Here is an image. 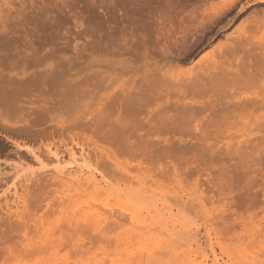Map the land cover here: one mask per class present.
<instances>
[{
	"label": "rangeland",
	"instance_id": "rangeland-1",
	"mask_svg": "<svg viewBox=\"0 0 264 264\" xmlns=\"http://www.w3.org/2000/svg\"><path fill=\"white\" fill-rule=\"evenodd\" d=\"M177 102L195 107L178 131L162 123L183 118ZM54 162L104 192L59 181ZM171 228L162 264H264V0H0V264L24 234L31 251L49 236L43 252L82 243L112 264Z\"/></svg>",
	"mask_w": 264,
	"mask_h": 264
},
{
	"label": "bare ground",
	"instance_id": "bare-ground-1",
	"mask_svg": "<svg viewBox=\"0 0 264 264\" xmlns=\"http://www.w3.org/2000/svg\"><path fill=\"white\" fill-rule=\"evenodd\" d=\"M231 48V47H230ZM231 51H229V49L227 50V53L228 52H232V51H235L233 48L232 49H230ZM205 58L206 57H201L199 60H197L195 63H194V65L193 66H191L190 68H188V70H187V72H188V75H189V72L191 71V69L194 67V66H196L198 63H201L202 61H204L205 60ZM213 63V62H212ZM206 65H207V63H206ZM210 66H208L207 65V67L205 66V68H202L201 70H200V74L203 76H206L207 75V77H209L208 79L210 80L211 78H210V76H208V73L210 74V72L212 73V75L213 76H217V74L219 73H215L213 70L215 69V66H216V68H217V65H215V63L214 64H212L211 65V63L209 64ZM213 71V72H212ZM208 72V73H207ZM186 72H184V75L187 77L188 75L187 74H185ZM207 73V74H206ZM213 73H215V74H213ZM184 75H183V78H184ZM195 75V74H194ZM200 75V76H201ZM191 76V75H190ZM193 76V75H192ZM191 76V78H193L194 77V79L193 80H191V82H190V78H189V82H188V80H185V79H187L186 77L184 78V80H185V84H187L186 82H188V85H184V87L185 86H187V87H189L190 89H195L196 88V86H197V88H200V89H202L203 87H199L198 85H200L199 83H201V82H199V80H197V79H199V77H197L198 76V73H197V75H195V76H193L192 77ZM203 76V77H204ZM213 76H212V79H213ZM215 76V80L216 79H218V76L216 77ZM172 77V76H171ZM195 77H197V79L195 78ZM206 77V78H207ZM173 78V77H172ZM177 79V78H176ZM180 79V78H179ZM201 79V78H200ZM195 80H197L199 83H197ZM214 80V81H215ZM176 81V80H175ZM178 81V80H177ZM183 81V80H182ZM182 81L180 80L179 81V83H181L182 84ZM173 82H174V80L172 81V84H173ZM204 82V81H203ZM213 82V81H212ZM175 83H177V82H175ZM179 83H177L176 85H177V87H178V84ZM207 83H209V82H207ZM198 84V85H197ZM205 84H206V82H205ZM175 85V84H174ZM180 85V84H179ZM182 86V85H181ZM187 87H186V90L187 91H191L190 89H187ZM204 87H206V85H204ZM176 88V87H175ZM178 88H180V87H178ZM177 88V89H178ZM182 88H183V86H182ZM182 88L181 89H179V90H182ZM142 89V88H141ZM184 89V88H183ZM138 90H140V89H138ZM197 90H199V89H196V91ZM184 91V90H183ZM182 91V92H183ZM193 91H195V90H193ZM192 91V92H193ZM195 91V92H196ZM137 92V91H136ZM197 92H199V91H197ZM196 92V93H197ZM185 93V92H184ZM191 93V92H190ZM135 95V94H134ZM130 97V96H129ZM132 97H137L136 95L135 96H133L132 95ZM142 97V96H141ZM141 97H140V99H141ZM131 98V97H130ZM129 99V98H128ZM133 99V98H132ZM137 99V98H136ZM130 100V99H129ZM177 105V106H176ZM178 105H179V103L177 102L176 104H174L173 106H176V110H178V108H180V106H189V107H191L190 105H192V103H189V102H186L184 105H183V103L181 104V105H179V107H178ZM172 106V105H171ZM172 106V108L169 106V108H171L169 111H171L172 109H175L174 107ZM184 106V107H185ZM183 107V108H184ZM184 108L185 110L184 111H182L183 110V108L181 109L180 108V110L179 111H181V112H183V118H181L180 116H179V114H178V112L176 111V110H174V111H176L177 113H176V115L174 114V116L173 117H171L172 115H170V117L167 115V113H169L168 112V110L166 109V111H167V113H166V111H164L163 109V111H161V112H164V114L163 115H167L170 119H168V121H166V122H162V120H161V118L163 119L164 117L162 116L161 118L159 117V115H158V118H159V120H161V122L162 123H165L166 125L165 126H167V127H172V128H176L175 130H179V128H182L183 126H184V124L185 123H181L182 121L181 120H183L184 118H188L189 119V115H190V112L191 111H194V108H192L191 110L190 109H188V110H186L187 108ZM168 108V109H169ZM196 110V113H197V109H195ZM173 111V110H172ZM178 114V115H177ZM184 114H187V115H184ZM156 116V115H155ZM176 116L178 117V118H176ZM185 116V117H184ZM188 116V117H187ZM167 117V118H168ZM180 117V118H179ZM157 118V117H156ZM165 118H166V116H165ZM178 121H177V120ZM179 119H181V120H179ZM158 120V121H159ZM185 121H186V119H185ZM188 121V120H187ZM179 122V123H178ZM162 123H160V124H162ZM163 126H164V124H162ZM162 125H160V127H158V128H160V129H163V128H161V127H163ZM185 125H188V124H185ZM165 126H164V129H165ZM155 127V126H154ZM185 128H186V126H185ZM195 129H198V127L196 126L195 127ZM173 130V129H172ZM177 130V131H178ZM181 130H184V127L181 129ZM54 160H55V158H54ZM56 162H58L57 160H56ZM56 162H54L55 163V165H54V167H53V169H55V171H56V173H57V177H58V179H59V181H62V182H67V183H71V182H75V183H80V182H83L84 184H82L81 186H83V185H87V186H89V188H86L85 189V187H83L84 189V192H87L86 190H88V189H93V192H95V193H98V194H100L101 195V192H104V191H102L103 190V187L101 186V184H100V182L97 180V178L92 174V173H90L89 171H87V170H85V169H81V168H77V169H72L73 167H74V164L73 163H65L64 164V162H62V163H56ZM55 174V173H54ZM56 175V174H55ZM71 185H73L72 183H71ZM81 186H80V188H81ZM86 186V187H87ZM91 187V188H90ZM88 192H89V190H88ZM87 192V193H88ZM70 194V193H69ZM94 194V193H93ZM103 194V193H102ZM76 195V194H75ZM90 195H91V193H90ZM100 195H97V197L98 196H100ZM68 196V195H67ZM76 197V196H75ZM74 197V198H75ZM5 198V197H4ZM3 198V199H4ZM71 198V197H70ZM73 198V199H74ZM94 198H96V197H94ZM99 199H100V197H98ZM97 199V198H96ZM103 199V198H102ZM90 200H89V198L88 199H86V202H84L85 204H83L84 206L85 205H87L86 203H88ZM93 201V200H92ZM96 201V200H95ZM99 201V200H98ZM98 201H96V206H98V207H101L102 208V206H100V204L98 205ZM103 201H105V200H103ZM73 203H74V200H73ZM93 203V202H92ZM95 203V202H94ZM93 203V204H94ZM100 203V202H99ZM101 203H103V202H101ZM106 203V202H105ZM105 203H103L104 205H105ZM108 203V202H107ZM107 203H106V205H107ZM75 204V203H74ZM90 204H91V202H90ZM89 204V205H90ZM81 205V204H80ZM122 205V204H121ZM95 206V205H94ZM110 206H112V205H110ZM115 206H117L118 208L120 207V206H118V204L117 205H115ZM123 206V205H122ZM153 206V205H152ZM76 207H78L77 206V203H76ZM81 207H82V205H81ZM86 207H88V205L86 206ZM85 207V208H86ZM91 207H92V205H91ZM105 207V206H104ZM103 207V208H104ZM109 207V206H108ZM107 207V208H108ZM74 208H75V205H74V207H73V210H74ZM79 208V207H78ZM121 208H123V207H121ZM153 208V207H152ZM80 209V208H79ZM89 209H91L90 207H89ZM109 209V208H108ZM114 209V208H113ZM117 209V208H116ZM120 209V208H119ZM118 209V210H119ZM81 210V209H80ZM86 210H87V208H86ZM97 210V209H96ZM95 210V211H96ZM123 210V209H122ZM151 210V209H150ZM75 211L78 213V211H77V208H75ZM81 211H84V210H81ZM81 211H80V214H78V215H80V217H81ZM88 212H89V210H88ZM93 212V211H92ZM92 212H90V213H92ZM97 212V211H96ZM125 212V211H124ZM127 212V211H126ZM148 212H150L149 210H148ZM151 212H154L155 213V209L153 208V211H151ZM84 213V212H83ZM138 213V212H137ZM137 213H135L134 214V216L133 217H135V215L137 214ZM98 214H99V211H98ZM148 214H150V213H148ZM83 215V214H82ZM88 215V214H87ZM92 215V214H91ZM102 215V214H101ZM100 215V216H101ZM112 215V214H111ZM121 215V217H122V215L123 214H120ZM157 215V213L155 214V215H153V216H156ZM73 216H74V214H73ZM77 216V215H76ZM96 216H98V215H96ZM103 216V215H102ZM124 217H125V215H123ZM130 216V215H129ZM139 216L140 215H138L137 216V218H139ZM158 216V215H157ZM157 216H156V218H157ZM88 217H90V215L88 216ZM87 217V218H88ZM111 217V216H110ZM124 217H122V218H124ZM141 217V216H140ZM72 218H74V217H72ZM78 218H79V216H78ZM86 218V213H85V216H84V218H83V220ZM91 218V217H90ZM90 218H88V220H91ZM94 218V217H93ZM102 218V217H101ZM136 218V217H135ZM149 218V217H148ZM155 217H152V219H156ZM160 218V217H159ZM159 218H158V220H159ZM96 219V218H95ZM94 219V220H95ZM98 219V218H97ZM100 219V218H99ZM113 219H114V217H113ZM166 219V218H165ZM78 220V222L77 223H75V226L77 227V225H79V227L77 228V229H81L82 230V227H83V229H86V226H87V224H89V223H87V224H85L84 223V225L85 226H80V224L81 223H83V222H81L80 221V223H79V220H81V218L80 219H77ZM76 220V221H77ZM103 219H101V221H102ZM133 220H135L134 218H133ZM132 220V221H133ZM137 220V219H136ZM136 220L134 221V224H138V223H135L136 222ZM141 220H145L143 217L141 218ZM140 220V221H141ZM150 220H151V218H150ZM157 220V219H156ZM155 220V221H156ZM168 220V219H167ZM69 221L71 222V220L69 219ZM104 221H105V219H104ZM131 221V222H132ZM137 221H139V220H137ZM155 221H150V223L151 222H155ZM175 221V220H174ZM73 222V221H72ZM89 222V221H88ZM94 222V221H93ZM99 222H100V220H99ZM99 222L98 223H96L95 222V225L96 224H99ZM115 222V221H114ZM117 222V221H116ZM141 222H143V221H141ZM147 222V221H146ZM149 222V221H148ZM157 222V221H156ZM160 222V223H159ZM159 222L157 223V225H159V226H161L160 224H161V221L159 220ZM92 222H90V225H93V230L92 231H94L93 233H94V235H96L95 237H98L97 239H98V241H99V236L101 237V231H98V228H97V226H95L94 225V223H92ZM121 223V222H120ZM133 223V222H132ZM145 223V222H144ZM171 223H173L172 221H171ZM68 224V223H67ZM71 223H69V225H70ZM116 224V223H115ZM118 224H119V221H118ZM117 224V225H118ZM131 224V223H130ZM146 224H149V223H146ZM145 224V225H146ZM177 224V223H176ZM176 224H174V226L176 225ZM107 225V224H106ZM136 225H134V228L133 229H135V227H136ZM139 226L141 225L140 223L138 224ZM151 225V224H150ZM156 225V224H155ZM178 226H179V224H177ZM71 227L73 226V223L70 225ZM69 226V227H70ZM101 226V225H100ZM103 226H105V225H103ZM131 226H133L132 224H131ZM130 226V227H131ZM139 226H137V227H139ZM144 226V225H143ZM147 226V225H146ZM172 226H173V224H172ZM172 226H170V227H172ZM81 227V228H80ZM137 227H136V229H137ZM142 227V226H141ZM146 228H148V227H143V230H146V233H147V231L149 232L150 230L148 229H146ZM176 229L175 230H179L177 227H175ZM71 229H73V231L75 230L76 231V228L74 229V228H71ZM70 229V230H71ZM101 229H105V227H101ZM132 229V228H131ZM132 229V231H133V236H130V237H132V238H136V235H134V230ZM151 229V228H150ZM159 229V228H158ZM172 229V228H171ZM78 230V231H79ZM80 230V231H81ZM106 230V229H105ZM108 230H110V229H108ZM107 230V231H108ZM140 230H141V228L138 230L139 231V234H140V236H139V239H145V237L143 236V232L141 233L140 232ZM152 230V229H151ZM175 230H173L172 229V231L170 232V231H168V232H170V239L169 240H171V241H169L168 239H164V241L163 242H161V238L160 237H156V238H153V239H147V240H143L142 242H140L139 240H138V245L139 246H137L136 247V249L132 252L131 251V248H130V251L131 252H129L128 254H126V253H123L124 251V249L122 250L123 252V254H122V259H121V254H119L120 256H118V258L120 257V259H117V260H115V255L117 254L118 255V253H116L115 255H114V257L112 258V264H130V263H133V262H135V263H137V264H160L161 262L163 263V260L165 259V258H162L161 260L162 261H160L159 262V258L158 257H162V255L164 254L163 252L165 251V253H166V250H171V246L173 245H170L169 244V242H175V239L176 238H178V235L180 234L179 232L180 231H175ZM181 230V229H180ZM77 231V232H78ZM87 231V230H86ZM91 231V230H90ZM91 231V232H92ZM106 231V232H107ZM128 231H131L130 229H128ZM142 231V230H141ZM88 232H89V230H88ZM76 233V232H75ZM86 233V232H85ZM93 233H92V235H93ZM121 233V232H120ZM120 233H118V234H120ZM126 233H128L127 232V229H126ZM138 233V232H137ZM179 233V234H178ZM77 234V233H76ZM83 234V233H82ZM111 234H112V232H111ZM136 234V233H135ZM182 234V233H181ZM49 235V234H48ZM93 235V236H94ZM117 235V234H116ZM145 235V234H144ZM46 236V235H45ZM50 236H51V234H50ZM83 236V235H82ZM103 236V238H105V235H102ZM115 236V235H114ZM119 236V235H118ZM117 236V237H118ZM121 236H123V235H121ZM141 236H143V237H141ZM160 236V235H159ZM22 237V236H21ZM21 237H20V239H18V244H19V249L17 248L16 250H17V253H13L12 251H10L9 252V254H7L8 256H7V258H3L4 260H3V264H4V262H7V263H5V264H8L9 263V260H11V258H13L14 259V261H18L19 263L20 262H24L25 261V259L27 258V257H33V256H35V257H39V258H35V257H33V258H35L34 260H37V262H39V261H41L40 263H42L43 262V264H102V263H104L105 262V264H107L108 262H110V261H108L107 262V260H106V258H103L104 256H102L101 255V253L99 254L97 251V254H98V256H102V259H104V260H102V259H98V258H100V257H98V256H96L97 254H96V252L95 251H91L90 252V250L92 249V248H88V247H86L85 248V244L83 243V245H84V249H87L88 248V250L86 251V250H84L83 251V246L81 247V245H82V243H80L79 244V246L78 245H75L74 244V246L75 247H78L79 249H78V251H77V248H75L76 249V251L78 252V253H76V252H74L75 254H65V255H62V256H58V255H54V254H49L50 252H43V251H45V249H49L50 250V244H53V243H50L51 241L50 240H47V239H49V236H48V238L47 239H43L44 241L42 242H40V244H36L35 243V245H34V248H33V250L31 251V250H29V249H32V248H30L31 246L33 247V245H31V244H33V242L31 243L30 241H28L27 239H26V234H24L23 235V238H24V241L21 239ZM29 237V236H28ZM125 237V236H124ZM130 237L129 238H127V239H130ZM148 237V236H147ZM78 238V237H77ZM90 238H92V237H90ZM109 238V237H108ZM121 238H123V237H121ZM137 238H138V236H137ZM150 238V237H149ZM151 238H152V235H151ZM41 239V238H40ZM79 239V238H78ZM31 240V239H30ZM110 240H111V237H110ZM115 240V239H114ZM119 240H120V238H119ZM124 240V239H123ZM163 240V239H162ZM76 241H77V239H76ZM112 241V240H111ZM116 241H118V239L116 240ZM115 241V242H116ZM121 241V240H120ZM125 241H127L126 239H125ZM125 241H121V242H123L124 244L126 243H128V242H125ZM135 241V239L132 241V242H134ZM57 242V241H56ZM78 242H81V241H79L78 240ZM94 242V241H93ZM96 243H97V241H95ZM94 242V244H96ZM114 242V243H115ZM44 243V244H43ZM76 244H78V243H76ZM103 244H104V242H103ZM118 244V243H117ZM125 244V245H126ZM129 244V246L131 245L130 243H128ZM89 245H91V244H89ZM106 245V244H105ZM108 245V244H107ZM106 245V246H107ZM114 245H116V244H114ZM192 245V244H191ZM36 246V247H35ZM52 246V245H51ZM96 246V245H95ZM102 246V245H101ZM117 246V245H116ZM124 246V245H123ZM132 246H135V245H132ZM131 246V247H132ZM21 247V248H20ZM97 247V246H96ZM113 247V246H112ZM119 246H117V248H118ZM93 248H94V246H93ZM107 248H108V246H107ZM120 247L118 248V250L119 249H121ZM135 248V247H134ZM133 248V249H134ZM90 249V250H89ZM98 249V248H97ZM110 249H112V248H110ZM173 249H174V247H173ZM48 250V251H49ZM80 250H82V252L80 251ZM101 250V249H100ZM99 250V251H100ZM108 250V249H107ZM117 251V250H116ZM129 251V250H128ZM171 251H173V250H171ZM39 252V253H38ZM95 252V253H94ZM170 252V251H169ZM177 252V251H176ZM42 253H46V254H48V255H46V254H42ZM91 253V254H90ZM92 253H94V254H92ZM162 253V254H161ZM168 253V252H167ZM171 253V252H170ZM181 253V252H180ZM179 253V254H180ZM38 254V256H36V255ZM103 254V253H102ZM126 255L125 257L123 256V255ZM172 254V253H171ZM171 254H169V255H171ZM173 254H175V252L173 253ZM182 254V253H181ZM180 254V255H181ZM111 255V254H110ZM160 255V256H159ZM168 255V256H169ZM183 255V254H182ZM112 256V255H111ZM163 256H166V258H167V255L165 254V255H163ZM177 257L176 255H173V257ZM160 257V258H161ZM170 257V256H169ZM168 257V261L170 260V258ZM180 257V256H179ZM177 258V262H178V259L180 260V258ZM123 258H125V259H123ZM172 258V257H171ZM2 259V258H1ZM9 259V260H8ZM30 260V259H29ZM115 260V261H114ZM101 261H103V262H101ZM166 261V260H165ZM171 261V260H170ZM13 262V261H12ZM11 262V263H12ZM36 263V262H35ZM161 263V264H162ZM170 263V262H169ZM179 263H181V261H179ZM10 264V263H9ZM39 264V263H38ZM109 264V263H108ZM171 264V263H170ZM172 264H174L173 262H172ZM177 264V263H176ZM181 264H184V263H181ZM185 264H193V260L191 259V256H190V254H188V255H186V262H185ZM202 264V263H201ZM213 264H219L218 263V260L217 259H215L214 260V263Z\"/></svg>",
	"mask_w": 264,
	"mask_h": 264
}]
</instances>
